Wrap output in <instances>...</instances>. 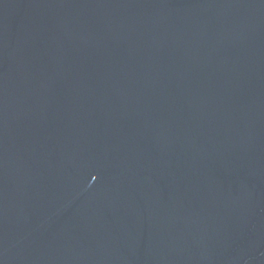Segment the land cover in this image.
Returning <instances> with one entry per match:
<instances>
[{
  "label": "water",
  "instance_id": "obj_1",
  "mask_svg": "<svg viewBox=\"0 0 264 264\" xmlns=\"http://www.w3.org/2000/svg\"><path fill=\"white\" fill-rule=\"evenodd\" d=\"M0 264H264V0H0Z\"/></svg>",
  "mask_w": 264,
  "mask_h": 264
}]
</instances>
